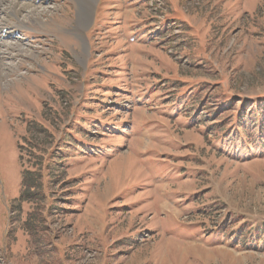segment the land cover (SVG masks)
<instances>
[{"label": "rangeland", "instance_id": "rangeland-1", "mask_svg": "<svg viewBox=\"0 0 264 264\" xmlns=\"http://www.w3.org/2000/svg\"><path fill=\"white\" fill-rule=\"evenodd\" d=\"M18 1L0 264H264V0Z\"/></svg>", "mask_w": 264, "mask_h": 264}, {"label": "bare ground", "instance_id": "bare-ground-1", "mask_svg": "<svg viewBox=\"0 0 264 264\" xmlns=\"http://www.w3.org/2000/svg\"><path fill=\"white\" fill-rule=\"evenodd\" d=\"M78 3V12L76 13V20L78 22V24H82V25H86V22L88 20V11L90 13V8H89V4H91V0H75ZM21 3L18 0H0V13L3 12L5 9L4 7L2 8V5H5L8 9L6 10L7 15H12L14 17H19L20 14H25L24 10L21 8ZM35 4V3H34ZM24 5V4H23ZM25 6V5H24ZM36 7V6H35ZM44 9V8H43ZM27 10V9H26ZM43 11V10H42ZM5 12V11H4ZM30 12L29 17L27 16V18L31 19V18H35L34 17V13L32 12V10L28 11ZM19 14V15H17ZM5 15V16H7ZM23 16V15H22ZM5 18V17H4ZM38 18V17H37ZM3 19V18H2ZM7 19V18H6ZM15 19V18H14ZM28 19V20H29ZM1 20V19H0ZM39 20V19H38ZM37 21V20H36ZM17 23L19 25H22L19 21H17ZM31 23V22H30ZM34 24V22H32ZM17 24V25H18ZM36 24V23H35ZM2 25L1 21H0V26ZM23 26V25H22ZM20 27V26H19ZM4 42V41H3ZM2 52H0L1 55ZM1 64V63H0ZM2 65V64H1ZM0 65V78L2 77V66ZM176 241V240H175Z\"/></svg>", "mask_w": 264, "mask_h": 264}, {"label": "trees", "instance_id": "trees-1", "mask_svg": "<svg viewBox=\"0 0 264 264\" xmlns=\"http://www.w3.org/2000/svg\"><path fill=\"white\" fill-rule=\"evenodd\" d=\"M61 138V136L59 137V139ZM47 152V151H46ZM45 156V155H44ZM48 156V154L46 155V157ZM45 159V157H43V160ZM29 183V187L30 188H33L34 186H33V184H31V182H28ZM22 184H24L25 185V177H24V180H22Z\"/></svg>", "mask_w": 264, "mask_h": 264}]
</instances>
